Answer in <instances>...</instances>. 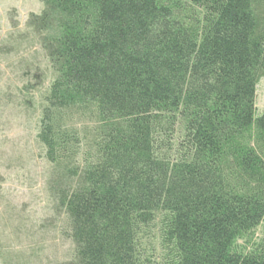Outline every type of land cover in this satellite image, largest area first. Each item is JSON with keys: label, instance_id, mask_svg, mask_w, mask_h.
<instances>
[{"label": "trees", "instance_id": "1", "mask_svg": "<svg viewBox=\"0 0 264 264\" xmlns=\"http://www.w3.org/2000/svg\"><path fill=\"white\" fill-rule=\"evenodd\" d=\"M37 1L54 264H264V0Z\"/></svg>", "mask_w": 264, "mask_h": 264}, {"label": "rangeland", "instance_id": "2", "mask_svg": "<svg viewBox=\"0 0 264 264\" xmlns=\"http://www.w3.org/2000/svg\"><path fill=\"white\" fill-rule=\"evenodd\" d=\"M42 10L37 0H0V264L73 258L69 222L54 209L48 191L52 168L38 140L45 97L55 78L38 36L28 28L30 16ZM256 108L264 113V79L257 87ZM247 241L238 243V251L264 245V222Z\"/></svg>", "mask_w": 264, "mask_h": 264}]
</instances>
